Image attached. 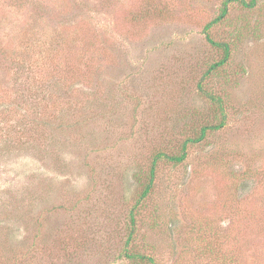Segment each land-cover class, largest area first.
<instances>
[{
  "label": "rangeland",
  "instance_id": "374dc122",
  "mask_svg": "<svg viewBox=\"0 0 264 264\" xmlns=\"http://www.w3.org/2000/svg\"><path fill=\"white\" fill-rule=\"evenodd\" d=\"M250 3L0 0V264H143L125 249L264 264V0ZM207 37L229 46L213 70ZM222 119L183 162L158 161L132 210L154 156Z\"/></svg>",
  "mask_w": 264,
  "mask_h": 264
},
{
  "label": "trees",
  "instance_id": "16d2710c",
  "mask_svg": "<svg viewBox=\"0 0 264 264\" xmlns=\"http://www.w3.org/2000/svg\"><path fill=\"white\" fill-rule=\"evenodd\" d=\"M243 3H245L243 1ZM248 4V3H246ZM254 4V0H251L250 5ZM226 4L223 5L222 11L221 13L218 15V17L216 19L213 20V22H215L216 20H219L220 18H223L224 15L226 14ZM211 23L207 24L205 26L206 30L208 29V27L210 26ZM207 39L210 41V43H212L215 46H221L223 47V51H224V55L223 57L213 63L210 66V70L215 69L216 67L220 66L221 64H223L227 58H228V54H229V46L227 43H221V42H216L214 40H212L211 38L207 37ZM211 100H215L219 103V106L221 107V99L219 97H215L213 95H207ZM224 116V115H223ZM224 123V119L221 120L220 123L218 124H214V125H204L203 127H201L199 134L196 137H188L187 139L184 140V143L181 146L180 152L176 153V154H168L166 152H158L151 163V167L149 170V178L148 180L144 183L143 185V189L141 190L134 206L132 210L137 209L138 207H140V205H142V203L144 202V200L148 197V195L150 194L151 190H152V185H153V180H154V174H155V169L156 166L158 164V161H168L170 163L173 164H178L181 163L185 160L186 157V149L187 146L189 144H195L197 142H201L205 136H206V131H210L211 129L214 128H220ZM135 215L134 212L131 213V222L134 223L135 222ZM131 236V235H130ZM125 254L128 258L131 259H138L139 261H141L143 264H154V261L151 257L147 256V255H143L141 253H130L127 251V249H125Z\"/></svg>",
  "mask_w": 264,
  "mask_h": 264
}]
</instances>
